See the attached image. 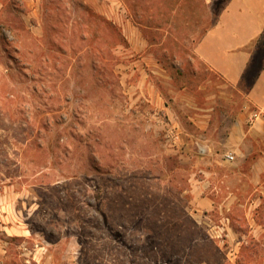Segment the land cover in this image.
Wrapping results in <instances>:
<instances>
[{
  "label": "rangeland",
  "instance_id": "1",
  "mask_svg": "<svg viewBox=\"0 0 264 264\" xmlns=\"http://www.w3.org/2000/svg\"><path fill=\"white\" fill-rule=\"evenodd\" d=\"M40 4L25 25L9 9L15 30L0 38L2 262L264 264V208L203 210L195 201L197 180L207 179L199 170L214 169L197 156L201 129L180 91L195 83L193 46L174 58L162 31L151 42L141 33L133 48L135 13L157 17L152 27L190 35L215 14L207 17L202 0ZM221 5L213 7L217 15ZM179 130L191 134L188 145L176 140ZM215 172L226 179V169ZM233 245L236 257L227 254Z\"/></svg>",
  "mask_w": 264,
  "mask_h": 264
},
{
  "label": "crops",
  "instance_id": "2",
  "mask_svg": "<svg viewBox=\"0 0 264 264\" xmlns=\"http://www.w3.org/2000/svg\"><path fill=\"white\" fill-rule=\"evenodd\" d=\"M40 2L0 0L1 42L4 33L15 30L8 25V10L21 15L25 25L27 15L34 16L39 11ZM216 2L218 0H205L211 9ZM27 7L31 9L28 13ZM39 27L29 28L39 30ZM141 33L140 28L133 37L135 49L142 42ZM178 45L180 57L193 46L190 64H194L192 80L195 83L182 86L180 91L184 108L194 113L188 119L201 129L196 138L201 144L197 156L209 161L214 169L199 170L207 179L201 177L195 184L197 206L203 210L225 207L228 211L235 206L250 210L264 208V54L260 56L264 49V0H229L215 26L199 42ZM199 69L207 77L200 78ZM200 94L205 97L204 104L197 101L196 95ZM210 127L213 133L206 134ZM191 137L185 130L177 132L182 146L188 145ZM229 154L234 157L231 162L226 158ZM222 169L227 170L225 180L215 172ZM225 222L231 223L229 216L225 217ZM5 229L7 236L13 238L10 228ZM252 233L254 238H260L259 231ZM234 238L237 236L233 235ZM239 251L233 245L227 249V254L236 257ZM7 252L4 246L0 248L1 256ZM3 259L0 258V264H5ZM230 261L235 264V259Z\"/></svg>",
  "mask_w": 264,
  "mask_h": 264
},
{
  "label": "trees",
  "instance_id": "3",
  "mask_svg": "<svg viewBox=\"0 0 264 264\" xmlns=\"http://www.w3.org/2000/svg\"><path fill=\"white\" fill-rule=\"evenodd\" d=\"M181 1H185L187 2L188 0H181ZM219 2H221V10L224 9L225 7V4L229 1V0H218ZM203 2V5L206 7V14H207V17H211L215 14V19L213 21V23L210 25V26H206V27H203L201 29H198V30H195V32H192L191 35L189 33H186V34H180V31L178 30H173V31H165L162 29V27H152L151 22L155 21V20H158L157 17L155 16H151V15H148L146 12L145 13H135V15H133V22L136 26L140 27L142 29V33H144L145 37H146V40L148 42H151L150 40V37L149 35L151 34H156L157 32H165V41L164 43H166L165 45H169V43L175 45L173 49L175 50H171L167 48L166 51H168L174 58L176 57V46L179 47V43L183 44V45H188L190 43L192 44H195L197 42H199L206 34L207 32L213 28V26H215L218 18H219V13L218 15L214 12L213 9H211L208 5H206L205 3V0H202ZM216 4V3H215ZM220 10V11H221ZM174 12V11H173ZM202 18H200V21L201 23L204 22L205 20V17L203 15H201ZM166 18H168V21L167 22H174L175 19H176V16L172 15V13L168 14L166 16ZM107 24L111 27H113V24L108 22L107 21ZM191 36H193V39L191 38ZM154 39V38H153ZM152 39V40H153ZM157 39H155L154 41H156Z\"/></svg>",
  "mask_w": 264,
  "mask_h": 264
},
{
  "label": "built area",
  "instance_id": "4",
  "mask_svg": "<svg viewBox=\"0 0 264 264\" xmlns=\"http://www.w3.org/2000/svg\"><path fill=\"white\" fill-rule=\"evenodd\" d=\"M176 140H177V139H176ZM226 158H227L228 160H232V161L234 160V157H233L232 155H230V154L227 155Z\"/></svg>",
  "mask_w": 264,
  "mask_h": 264
}]
</instances>
